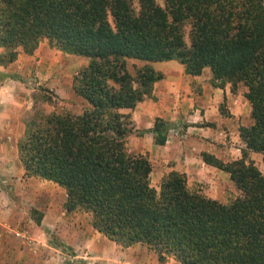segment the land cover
<instances>
[{
  "label": "trees",
  "instance_id": "1",
  "mask_svg": "<svg viewBox=\"0 0 264 264\" xmlns=\"http://www.w3.org/2000/svg\"><path fill=\"white\" fill-rule=\"evenodd\" d=\"M43 39L85 60L73 90L86 105L33 111L17 143L25 174L62 186L66 211H83L108 239L145 245L160 262L264 264V168L248 158L259 152L264 163V0H0L1 65ZM169 59L191 74L209 67L216 86L245 88L252 122L239 126L241 158L203 156L229 174L237 195L227 202L192 190L178 171L157 188L148 157L128 149L133 125L122 109L151 97L163 77L152 63ZM152 132L165 142L162 119Z\"/></svg>",
  "mask_w": 264,
  "mask_h": 264
},
{
  "label": "crops",
  "instance_id": "2",
  "mask_svg": "<svg viewBox=\"0 0 264 264\" xmlns=\"http://www.w3.org/2000/svg\"><path fill=\"white\" fill-rule=\"evenodd\" d=\"M20 55L13 64L25 59ZM38 63L49 70L52 68L40 58ZM152 64L155 69L163 73V77L154 82L151 97H145L133 108L122 109L130 115L133 125V130L127 139L129 151L148 157L152 166L151 177L153 179L159 181L170 171L182 172L189 185L203 182V193L206 196L225 202L221 197L224 193L223 189L231 182L229 174L205 161L203 156L204 154L211 155L223 162L241 158V148L244 145L239 135V126L243 124V118L249 116L248 100L239 89L232 92L229 83L223 86L212 84V73L209 67H204L200 74H191L187 73L184 65L175 59L156 61ZM22 97L24 95L20 97L14 95L17 99L14 102L20 101L21 104ZM15 112L10 108L0 114L2 117L0 119V225L2 226L11 225L10 218L15 217L13 216L17 214L15 208L19 206V197L14 196L17 204L13 207L10 201L7 207V200L4 196L8 192L13 195L20 191L21 199L26 192L27 197L33 196L36 199V194L40 193V189L47 187L45 183H49L48 180L44 182L25 174L16 147L19 137L13 134L15 136L13 146L11 136H7V133H14L15 129L11 123L4 122V118L13 117ZM156 118L165 122L166 140L163 144H157L153 139L152 127ZM251 153L253 154L251 159L261 154L259 152L249 154ZM9 176H13L11 180ZM31 179L35 180L37 186H33L31 190L33 193L29 194V180ZM5 180L8 181L6 186H4ZM21 218L28 220L23 232L28 234L29 232H44L42 218L38 223L29 215L17 217L18 220ZM98 238L99 243L111 247L115 252L129 250L131 254L133 251L132 245L123 247L108 238L107 240L102 237ZM90 243H92L90 240L86 241V245ZM27 253L26 251L25 254L28 255ZM26 259H30V256ZM172 261L173 259L169 258L165 264H171ZM160 263L143 262V264Z\"/></svg>",
  "mask_w": 264,
  "mask_h": 264
},
{
  "label": "rangeland",
  "instance_id": "3",
  "mask_svg": "<svg viewBox=\"0 0 264 264\" xmlns=\"http://www.w3.org/2000/svg\"><path fill=\"white\" fill-rule=\"evenodd\" d=\"M1 51L2 48H0ZM19 54H21L20 57H25V59L22 62L17 61L13 64ZM39 58L46 61L47 65L50 64L52 68L49 70L47 67H43L44 65L40 66L38 63ZM15 60L6 65L0 64V114L10 108L16 111L13 113V117L4 118V122L11 123L15 129L14 133H7V136H11L13 146L15 144V136L13 134H16L19 138L22 137L26 121L34 110L43 109L45 112L78 113L86 105L82 96L76 94L73 90V79L79 66L85 62L83 58L69 55L51 47L47 39H43L31 53L24 52L22 48H19ZM129 63L134 62L129 60ZM128 66L130 68V65ZM239 87L237 89L244 92L245 88L242 85ZM14 95L19 97L24 95L21 104L20 101L14 102L17 100ZM246 117L243 118V124L249 125L252 122L250 113L248 118ZM0 119H2L1 115ZM252 157V153L248 155V158L257 167L263 169L262 154L256 155L251 159ZM12 177L9 176V180ZM34 177L45 182V179L38 176ZM159 181L151 177V184L157 188ZM29 182V194H32L33 186L37 185L34 179L29 180ZM48 182L45 183L47 187L41 186L42 190L40 189V193L36 194V199L33 196L27 197L26 192V198L23 196V199H21L20 191L18 190L16 194L12 195L8 192L4 196V199L7 200V207H9L10 201L14 207L17 204L14 196H18L19 206L15 208L17 211V214H13L15 217L10 218L9 222L11 225H0V264L160 263L153 250L139 243L132 245L133 251H131V254L129 250L115 252L111 247L99 243L98 237L106 240L107 238L90 225L89 217L83 211H66L64 208L66 200L65 189L60 185L59 187L53 181L48 180ZM7 184L8 181L5 180L4 186ZM189 186L192 190L204 194L203 182L193 183ZM12 187L14 188L13 185ZM223 187H225L224 184ZM223 190L224 193L221 198L225 202L237 195L232 181ZM32 209H36L37 213H42L44 232H29V234L24 232L25 239L18 236L17 232L25 231L24 227H26L25 224L28 220L25 218L18 220L17 217L22 215L33 217ZM37 213H34L35 216ZM88 240L92 243L86 245ZM106 240L104 242H107ZM32 241L34 242L32 243ZM26 251L28 255L25 254ZM27 256H30V259H26ZM160 264H165V261ZM171 264H179V262L173 259Z\"/></svg>",
  "mask_w": 264,
  "mask_h": 264
},
{
  "label": "built area",
  "instance_id": "4",
  "mask_svg": "<svg viewBox=\"0 0 264 264\" xmlns=\"http://www.w3.org/2000/svg\"><path fill=\"white\" fill-rule=\"evenodd\" d=\"M17 235L26 239L24 232H17Z\"/></svg>",
  "mask_w": 264,
  "mask_h": 264
}]
</instances>
